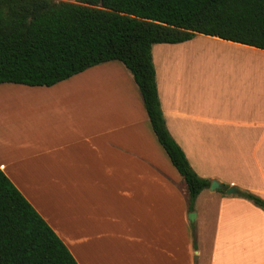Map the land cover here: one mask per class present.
Segmentation results:
<instances>
[{"label": "crops", "instance_id": "0c3cea01", "mask_svg": "<svg viewBox=\"0 0 264 264\" xmlns=\"http://www.w3.org/2000/svg\"><path fill=\"white\" fill-rule=\"evenodd\" d=\"M202 44L264 59V50L202 34L154 44L165 126L198 177L264 201V69L226 68L219 83L208 84L199 51L187 48ZM86 71L101 87L83 98L68 95L80 88L73 76L50 87L0 84V96H28L23 122L1 120L9 123L0 127V169L75 262L264 264V211L204 189L191 222L185 184L151 129L132 75L118 61ZM31 106L47 114L30 122Z\"/></svg>", "mask_w": 264, "mask_h": 264}, {"label": "trees", "instance_id": "16d2710c", "mask_svg": "<svg viewBox=\"0 0 264 264\" xmlns=\"http://www.w3.org/2000/svg\"><path fill=\"white\" fill-rule=\"evenodd\" d=\"M196 34L264 50V0H0V84L50 87L93 66L122 63L193 212L210 180L196 175L167 131L151 47ZM236 195L264 211L261 198ZM0 264H77L1 169Z\"/></svg>", "mask_w": 264, "mask_h": 264}, {"label": "rangeland", "instance_id": "374dc122", "mask_svg": "<svg viewBox=\"0 0 264 264\" xmlns=\"http://www.w3.org/2000/svg\"><path fill=\"white\" fill-rule=\"evenodd\" d=\"M189 46V45H188ZM189 49H196L199 51L200 54V59L202 63V69L203 71L206 72L207 77V83L211 85H215L220 82V76H222V73L224 72V69L226 68H232L236 66H249L250 68H254V70L259 71L260 69H264V59H260L259 57H252V56H246L245 58L244 55H238L236 53H223L219 48H216L211 45H204L202 44L201 46H195V45H190V47H187ZM199 60V59H198ZM238 63V65H237ZM86 71V70H85ZM84 73V74H83ZM80 73L79 75H74L73 78L71 79V82H77L80 84L79 89H73L68 93L70 97L76 96V91L81 92L79 98H83L84 93H88L89 89L95 90V94L99 92V88L101 87L95 79V75L90 74V71H86ZM78 76V77H77ZM105 73L101 75V77H104ZM78 84L76 86L78 87ZM28 96H20V94H12V95H3L0 96V99L3 102V105L0 106V127L6 126L9 121L2 122L1 120L7 119L8 117H16L20 122H23V107L25 104H28L24 102L25 99H27ZM13 98L16 100L14 101ZM2 102L0 104H2ZM32 105V104H31ZM28 109L27 105L25 107ZM38 109V108H36ZM31 120L30 122H39L41 118H44L43 116L46 115L47 113L44 112H38L35 110L33 106H31ZM33 113V114H32ZM1 130V129H0ZM195 203V202H194ZM194 213V220H195V212ZM193 229V242L194 240L196 241V234H195V228L194 225H192Z\"/></svg>", "mask_w": 264, "mask_h": 264}, {"label": "water", "instance_id": "95a60500", "mask_svg": "<svg viewBox=\"0 0 264 264\" xmlns=\"http://www.w3.org/2000/svg\"><path fill=\"white\" fill-rule=\"evenodd\" d=\"M208 189L210 191H215V190L223 191L226 195H234L237 193V191L233 187L225 188L224 186H221L216 181H211ZM188 218L191 222H193L194 221V213H190Z\"/></svg>", "mask_w": 264, "mask_h": 264}]
</instances>
